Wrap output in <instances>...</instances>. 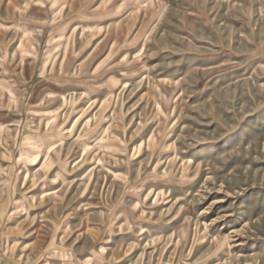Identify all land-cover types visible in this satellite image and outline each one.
Listing matches in <instances>:
<instances>
[{
	"label": "rangeland",
	"instance_id": "obj_1",
	"mask_svg": "<svg viewBox=\"0 0 264 264\" xmlns=\"http://www.w3.org/2000/svg\"><path fill=\"white\" fill-rule=\"evenodd\" d=\"M0 264H264V0H0Z\"/></svg>",
	"mask_w": 264,
	"mask_h": 264
}]
</instances>
